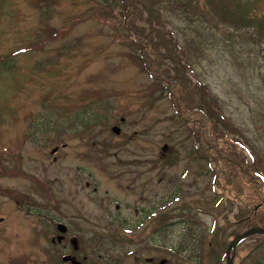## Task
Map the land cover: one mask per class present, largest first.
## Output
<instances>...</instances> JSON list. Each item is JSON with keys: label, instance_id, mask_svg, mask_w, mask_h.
<instances>
[{"label": "rangeland", "instance_id": "1", "mask_svg": "<svg viewBox=\"0 0 264 264\" xmlns=\"http://www.w3.org/2000/svg\"><path fill=\"white\" fill-rule=\"evenodd\" d=\"M215 1L136 0L126 27L154 42L184 105L205 94L227 121L209 122L217 151L232 142L261 172L264 19L236 26ZM125 11L120 0H0V264H225L252 186L218 154L192 153L196 134L150 86Z\"/></svg>", "mask_w": 264, "mask_h": 264}, {"label": "trees", "instance_id": "2", "mask_svg": "<svg viewBox=\"0 0 264 264\" xmlns=\"http://www.w3.org/2000/svg\"><path fill=\"white\" fill-rule=\"evenodd\" d=\"M121 4L126 9L125 13L121 12L123 15L124 24L122 26L127 30L128 33H131L130 44L129 46L136 48L138 45H141L142 52L136 54V57L143 63H145L146 68L151 66V74L154 76L150 81V86L154 89V91H158L161 95L164 92L165 96L169 98L173 108L176 110L177 115L181 118L182 122L184 121L190 127L200 142L201 146L204 148L206 154L217 153V148L215 145V141L213 135L209 131V128H212L209 125V122L216 128V123L214 120L222 121L224 126H227V121L221 118L219 115H216V111L211 109L207 102L201 96L200 104H191L192 106L184 105L180 100V96L176 91L177 88V77H171L170 75H164L163 73H158L156 69V60L153 57L156 52L154 50L149 49L150 42L144 38L140 37V32L137 28H129L127 29L128 22L132 19V12L137 9L136 0H120ZM143 7L149 11V14L154 12V9H150L148 5L142 4ZM213 11L216 14H223L224 17H229L230 21L234 23L236 26L248 27L251 22L255 21L257 17H262L264 19V0H216L213 5ZM152 43V44H151ZM150 44L155 47L151 42ZM9 61H11L10 57H5L1 59V64L5 67H9ZM209 99V98H206ZM203 105H207L203 108ZM97 119V115L86 116L85 118L78 117V120L81 122V125H86L92 123ZM215 124V125H214ZM197 132H195L196 130ZM228 149L225 151H221V153L225 156V160L237 165L242 166V169L245 168L243 172V178L247 183H250L253 188V195L261 202L262 208H264V181L257 175L252 174L246 166H248L243 153L240 150L236 149V146L232 142L227 143ZM218 154V153H217ZM176 156L175 152L169 153L168 158H173ZM201 158L206 159V155L201 156ZM260 219V220H257ZM260 224L264 226V212L262 215L257 214V212H251L248 216L240 218L234 222V225L237 228H244L246 226H250L252 224ZM190 224V223H189ZM257 242V243H256ZM264 245V236L258 238V241H255L253 244ZM256 244L254 247H256ZM183 245V243H182ZM182 245L178 248V252H180L183 248ZM193 247V246H192ZM191 246H188L187 251H190L194 257H197L198 253ZM240 248L236 250L235 259L238 256V251ZM245 257V255H244ZM243 258H239L237 264H242L240 261ZM236 264V263H235ZM245 264V263H244ZM249 264H261L260 260H253Z\"/></svg>", "mask_w": 264, "mask_h": 264}, {"label": "water", "instance_id": "3", "mask_svg": "<svg viewBox=\"0 0 264 264\" xmlns=\"http://www.w3.org/2000/svg\"><path fill=\"white\" fill-rule=\"evenodd\" d=\"M253 233H264V227H251V228H248L244 231H242L241 233L237 234L233 239L232 241L229 243L227 249H226V264H232V256H233V253L231 255H229V251L230 249H234L236 243L242 239L243 237H246L250 234H253Z\"/></svg>", "mask_w": 264, "mask_h": 264}]
</instances>
